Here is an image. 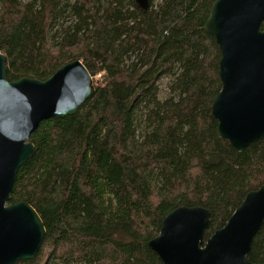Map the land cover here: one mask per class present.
<instances>
[{"label":"trees","instance_id":"1","mask_svg":"<svg viewBox=\"0 0 264 264\" xmlns=\"http://www.w3.org/2000/svg\"><path fill=\"white\" fill-rule=\"evenodd\" d=\"M214 2L0 0L8 82L45 81L73 60L100 76L75 115L42 121L29 139L8 205H31L46 234L15 264H162L148 243L168 214L208 210L207 239L264 185V138L237 153L211 116ZM248 259L264 264V222Z\"/></svg>","mask_w":264,"mask_h":264},{"label":"water","instance_id":"2","mask_svg":"<svg viewBox=\"0 0 264 264\" xmlns=\"http://www.w3.org/2000/svg\"><path fill=\"white\" fill-rule=\"evenodd\" d=\"M146 10L149 0H135ZM264 0H215L204 30L220 51L221 89L211 116L217 135L237 152L264 138ZM94 80L73 60L45 81L8 82L0 53V264L32 260L46 230L26 202L8 205L17 174L34 151L30 137L42 121L73 116L94 94ZM210 212L179 207L162 221L148 247L162 264H255L252 242L264 222V185L249 192L227 223L205 239Z\"/></svg>","mask_w":264,"mask_h":264},{"label":"rangeland","instance_id":"3","mask_svg":"<svg viewBox=\"0 0 264 264\" xmlns=\"http://www.w3.org/2000/svg\"><path fill=\"white\" fill-rule=\"evenodd\" d=\"M94 81H99L100 80V76H96L95 79H93ZM165 83V82H164ZM164 83H162V96L165 95V90H164Z\"/></svg>","mask_w":264,"mask_h":264}]
</instances>
